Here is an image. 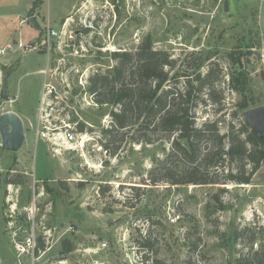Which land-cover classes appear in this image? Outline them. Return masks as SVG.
<instances>
[{
    "label": "rangeland",
    "instance_id": "obj_1",
    "mask_svg": "<svg viewBox=\"0 0 264 264\" xmlns=\"http://www.w3.org/2000/svg\"><path fill=\"white\" fill-rule=\"evenodd\" d=\"M33 1L0 0V116L17 114L25 134L18 152L2 150L0 139V264H238L252 258L264 243V167L249 184H237L227 176H247L252 164L244 162L241 172L222 161L208 171L215 184L173 185L164 177L171 169L182 176L184 163L168 160V135L154 136L151 145L133 144L128 130L103 136L111 107L96 104L88 85L95 73L112 68L111 53L134 52L149 37L176 62L170 77L179 70L194 77L190 68L200 64L202 76L212 70L196 126L218 121L220 135L237 130L244 122L236 108L242 96L229 89L230 75L245 77L246 110L264 106V0H80L72 14L76 0H42L38 27L29 22ZM48 15L54 29L68 16L75 24L87 19L92 29L82 33L85 57L58 64L51 55L54 79L69 84L65 92L72 94L42 109L39 71L47 55L38 42ZM80 81H87L85 93ZM67 123L75 124L74 133L61 128ZM43 126L62 132L55 158L44 142H35ZM104 144L119 147L118 154L109 156ZM218 146L211 137L201 142L204 152ZM151 177L161 182L151 185ZM65 241L69 253H63ZM38 243L44 250L36 253Z\"/></svg>",
    "mask_w": 264,
    "mask_h": 264
},
{
    "label": "trees",
    "instance_id": "obj_2",
    "mask_svg": "<svg viewBox=\"0 0 264 264\" xmlns=\"http://www.w3.org/2000/svg\"><path fill=\"white\" fill-rule=\"evenodd\" d=\"M40 2L41 0L34 1L29 13L33 14ZM248 48H253V45L249 44ZM248 54L250 51L244 54L245 57ZM229 58L234 60L232 55ZM111 59L114 62L112 68L103 73H95L90 77L88 85V92L95 99L96 104L111 107L108 112L111 120L110 128L103 130L102 134L109 138L120 130L133 131L130 137L133 144L149 145L161 140L159 138L161 134L168 135L171 139L168 160L180 158L184 167L181 170L182 176L179 177L171 169L164 177L165 181L173 185L215 184L209 177L208 171H217L222 167L220 162L227 161L230 165L236 164L235 168L241 172L244 162L252 164L247 176L239 177L232 174L227 176L228 180L237 184H249L250 176L260 167H264V148L243 121H240L237 130L231 127L223 135H220L217 128L218 121L196 126V110L198 104L204 102L201 96L212 74L211 69L202 76L200 64L190 68L194 77L180 70L170 77V71L174 69L176 62L170 59L166 52L155 50L149 37H146L134 52L116 51L111 53ZM182 64L184 61L181 62ZM181 79L186 81L183 87H178ZM171 82L175 85L164 89V85ZM246 86L242 73L229 76V89L242 96V99L236 103V108L243 112L248 107L245 98ZM210 94L211 92L208 96ZM232 116L236 118V113H232ZM84 128L82 123L78 124L79 132H84ZM241 135L244 136V140L240 138ZM154 136H158L159 139L154 141ZM208 137L217 140L219 146L210 152H204L201 142ZM225 139L228 140L227 147L223 146ZM103 148L111 157H115L120 149L115 147L111 150L107 144H104ZM158 163L160 162H155V165ZM148 181L151 185L161 182L160 179L153 177ZM62 247L63 253L71 251L66 241ZM43 250V245L38 243L35 252ZM151 262V264H163L157 259ZM238 264H264V243L252 258Z\"/></svg>",
    "mask_w": 264,
    "mask_h": 264
},
{
    "label": "built area",
    "instance_id": "obj_3",
    "mask_svg": "<svg viewBox=\"0 0 264 264\" xmlns=\"http://www.w3.org/2000/svg\"><path fill=\"white\" fill-rule=\"evenodd\" d=\"M74 22L75 21L73 20L72 16H70L63 20L59 29L52 28L48 22L41 29L42 32L38 44L40 47L45 49L47 55L46 68L39 71V73L43 76V83L40 91L38 107L42 109L48 107L51 108L53 101H62L63 98H66V95L72 94L70 92H65V89L70 87L69 84L62 86L57 84L56 80L54 79V72L49 67L51 55H57L59 58L56 59V63L62 64L64 62V58L85 57L84 53H87L88 51L86 49V39L82 33L84 31L86 32L88 29H92V25L87 21V19H79L77 24ZM77 38H80V40H77ZM22 45V43H18L19 47H22ZM31 49H36V47H31ZM67 81L68 80H62V82L66 83ZM85 84H87V81H85V83H82L81 81L79 82L80 89L84 93L86 91ZM57 88L60 90L59 93L57 92ZM74 125L75 124H69L61 128L65 130V133L66 131H71V133H74V128L71 129ZM84 134H82L80 137V139H83V141L86 138V135ZM61 137L62 132L60 131V128L55 127L51 129L46 126H43L42 129H40V127L36 128L35 142H44L48 150L52 152L53 158H55L57 154V148L55 150L54 146H57L56 141L60 140ZM69 138H71L70 135L66 137L67 144L70 143ZM92 138H95V136L91 135L90 139Z\"/></svg>",
    "mask_w": 264,
    "mask_h": 264
},
{
    "label": "water",
    "instance_id": "obj_4",
    "mask_svg": "<svg viewBox=\"0 0 264 264\" xmlns=\"http://www.w3.org/2000/svg\"><path fill=\"white\" fill-rule=\"evenodd\" d=\"M29 22L38 27L34 17L30 18ZM57 92H60L59 88ZM242 118L264 148V106L244 111ZM0 139L1 148L4 151L18 152L21 149L25 134L22 121L17 114L7 112L0 116Z\"/></svg>",
    "mask_w": 264,
    "mask_h": 264
},
{
    "label": "crops",
    "instance_id": "obj_5",
    "mask_svg": "<svg viewBox=\"0 0 264 264\" xmlns=\"http://www.w3.org/2000/svg\"><path fill=\"white\" fill-rule=\"evenodd\" d=\"M33 2H34V1H33ZM41 2H42V0H41ZM41 2H40V3H41ZM79 2H80V0H76V1H74V3H73V4L71 5V7H70V10H71V11L69 12V14H72L73 12H75V11L77 10L78 5H79ZM39 5H40V4H39ZM39 5H38V6H39ZM37 9H38V7H37V8L35 9V11H34V12H35V16H34V18L37 17V15H36V14H37V12H36ZM34 12H33V14H34ZM68 17H70V16H68ZM68 17H66V18H68ZM66 18H64V19H66ZM47 22H48L49 25L51 26L49 15L47 16ZM62 22H63V21H62ZM62 22H61V23H62ZM40 36H41V35H40ZM39 39H40V37H39ZM20 42H21V40H20ZM21 43H22V42H21Z\"/></svg>",
    "mask_w": 264,
    "mask_h": 264
}]
</instances>
